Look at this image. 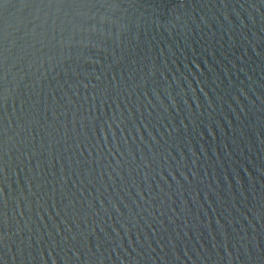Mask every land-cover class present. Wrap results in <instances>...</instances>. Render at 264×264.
<instances>
[{"label": "water", "instance_id": "water-1", "mask_svg": "<svg viewBox=\"0 0 264 264\" xmlns=\"http://www.w3.org/2000/svg\"><path fill=\"white\" fill-rule=\"evenodd\" d=\"M0 264H264V0L0 4Z\"/></svg>", "mask_w": 264, "mask_h": 264}, {"label": "snow or ice", "instance_id": "snow-or-ice-1", "mask_svg": "<svg viewBox=\"0 0 264 264\" xmlns=\"http://www.w3.org/2000/svg\"><path fill=\"white\" fill-rule=\"evenodd\" d=\"M7 0H0V4L6 3ZM63 2H68V3H76L77 0H63Z\"/></svg>", "mask_w": 264, "mask_h": 264}]
</instances>
